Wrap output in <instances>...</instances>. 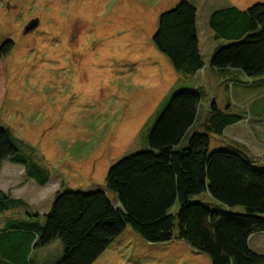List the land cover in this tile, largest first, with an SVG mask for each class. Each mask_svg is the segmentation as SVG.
<instances>
[{
	"label": "rangeland",
	"instance_id": "1",
	"mask_svg": "<svg viewBox=\"0 0 264 264\" xmlns=\"http://www.w3.org/2000/svg\"><path fill=\"white\" fill-rule=\"evenodd\" d=\"M180 1L0 0V34L13 42L5 57L0 126L8 128L22 143L25 156L50 176L47 186L32 181V192L28 186L18 189L28 206L0 214V223L22 210L46 213L51 198L65 190L102 189L114 201L105 188L108 168L123 157L148 150V134L174 92L198 88L200 94L196 121L181 147L191 133L204 132L202 124L212 101L222 111L228 106L231 113L245 115L248 110L246 118L251 122L253 110L264 121V84H260L264 76L251 78L253 86L256 79L259 82L254 93L253 88L245 91L255 96V102L239 107L229 101V79L176 72L155 48L151 38L159 15ZM185 1L197 11L199 48L206 68L214 50L227 44L213 38L208 27L211 12L264 3ZM233 132L209 134L208 151L240 150L231 137L239 135ZM191 201L215 212L220 208L208 194L193 196ZM234 210L242 212L241 207ZM49 245L39 251L62 252L59 240ZM95 264H210V259L180 241L149 244L127 227Z\"/></svg>",
	"mask_w": 264,
	"mask_h": 264
},
{
	"label": "trees",
	"instance_id": "2",
	"mask_svg": "<svg viewBox=\"0 0 264 264\" xmlns=\"http://www.w3.org/2000/svg\"><path fill=\"white\" fill-rule=\"evenodd\" d=\"M195 8L185 0L158 17L151 41L173 69L193 76L204 62L198 49ZM215 40L209 68L218 74L235 71L247 80L264 76V3L241 11L217 9L208 17ZM13 42L0 34V104L6 78L5 57ZM249 80V81H248ZM198 88L172 94L147 138L148 150L123 157L106 173L105 188L93 192L65 190L56 194L42 224L10 220L0 231V264H30L32 248L59 240L62 257L55 264H92L129 227L145 242L180 241L206 255L210 264H264V255L248 244L251 234L264 233V168L254 167L238 149L208 151L209 134L222 135L244 112L222 111L212 101L202 124L180 146L198 114ZM22 143L0 126V167L22 165L28 179L45 186L48 173L21 151ZM208 194L220 204L212 211L193 196ZM0 191V214L23 207ZM177 206L176 210L174 207ZM241 207L242 212L233 211ZM37 216L38 215H32Z\"/></svg>",
	"mask_w": 264,
	"mask_h": 264
},
{
	"label": "crops",
	"instance_id": "3",
	"mask_svg": "<svg viewBox=\"0 0 264 264\" xmlns=\"http://www.w3.org/2000/svg\"><path fill=\"white\" fill-rule=\"evenodd\" d=\"M228 7H233V6H228ZM224 8H227V7H224ZM195 27H196L197 39H198V49L200 53V48H199L200 38H199V31H198L199 28H198V21H197V11L195 12ZM207 69H209L208 72H207ZM197 73H199L200 75H203V78H205L206 77L205 74H207V77L217 75V76H223L224 78L229 79L230 82L228 84V95H230L229 101L231 102V104H236L239 107H244V103H254L255 102V96L252 94H245V91L250 92V90L253 88V91L251 93H254L255 87L259 84L257 79H256L255 86H253L254 81H252L251 85L244 86L243 84H240L247 80V78L243 74L235 72V71H225L224 75H220L214 69H210L209 67L206 68L205 64L203 68ZM261 80H264V79H261ZM260 84H264V82ZM228 109L230 112L231 108L229 107ZM250 112H251L250 113L251 116L253 115L255 117L252 122H251V118L249 119L248 117L246 118V115L249 114V111L247 110V114L244 115L245 118H243L236 124L227 126L224 129L223 134L229 129H234L233 133H237L239 136L231 135L232 140L239 145L240 149L242 150V153L247 157L248 161L256 168H264V123H263L264 121L258 118L255 111L251 110ZM242 123L243 124L245 123L244 128L238 127ZM49 181H50V176L45 186H47ZM31 182L32 180L26 177L24 168L22 165L14 164L9 161H4L1 163L0 191L2 193L7 194L13 199L21 200L25 208L28 206V203L26 202L25 198L22 197V195L17 194V190L20 189L21 187L27 188L28 186L30 189V192H32L33 187L31 185ZM53 198L54 196L51 198L50 203ZM233 211L235 210L233 209ZM15 213H16L15 214L16 216L14 218L13 216L8 217V218L7 217L3 218V220L0 223L1 224L0 231L4 229L6 223L10 220H23L28 223L42 224L44 222L43 215L46 214V213L40 214L36 211V209H33V210L30 209L27 211L22 210V211L15 212ZM36 214L38 215V217L32 216ZM41 216L43 219H41ZM41 220H43L42 223H41ZM118 238H116L115 240H117ZM262 241H264V233L256 232L250 235L248 239V244H249V247L253 251L257 252L258 254L264 255V246H262V248L259 247ZM47 246H50V245H47ZM57 247L59 248V251H61V248L59 247V245H57ZM39 250L40 248L31 249L30 254H29L30 264H55L62 257V254H61L62 252L51 255V251L41 252ZM104 252L92 264H95L98 261V259L104 254Z\"/></svg>",
	"mask_w": 264,
	"mask_h": 264
},
{
	"label": "bare ground",
	"instance_id": "4",
	"mask_svg": "<svg viewBox=\"0 0 264 264\" xmlns=\"http://www.w3.org/2000/svg\"><path fill=\"white\" fill-rule=\"evenodd\" d=\"M16 95H17V94H16ZM82 168H83V167H82ZM85 169H86V168H85ZM73 171H75V170H73ZM82 171H83V170H82ZM85 171H86V170H85ZM75 172H76V171H75ZM75 172H74V173H75ZM76 175H77V173H76Z\"/></svg>",
	"mask_w": 264,
	"mask_h": 264
},
{
	"label": "water",
	"instance_id": "5",
	"mask_svg": "<svg viewBox=\"0 0 264 264\" xmlns=\"http://www.w3.org/2000/svg\"><path fill=\"white\" fill-rule=\"evenodd\" d=\"M32 27H34V26H32ZM32 27H30V28H32Z\"/></svg>",
	"mask_w": 264,
	"mask_h": 264
}]
</instances>
